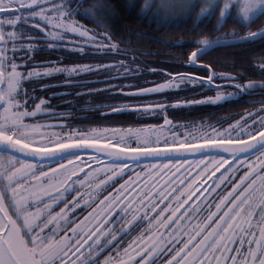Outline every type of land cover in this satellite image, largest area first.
<instances>
[{"label": "snow or ice", "instance_id": "obj_1", "mask_svg": "<svg viewBox=\"0 0 264 264\" xmlns=\"http://www.w3.org/2000/svg\"><path fill=\"white\" fill-rule=\"evenodd\" d=\"M84 4L0 0V264H264V56L234 73L205 59L220 48H264V0H143L139 15L157 30L194 17L187 42L151 38L189 46L180 66L202 75L142 67L128 55L138 50L122 47L130 41L117 34L115 7ZM31 40L68 55L36 61L43 49ZM72 56L88 62L66 64ZM142 75L164 78L119 83ZM50 88L67 91L38 94ZM196 89L199 98L128 103ZM57 96L73 99L52 104ZM101 96L110 102L78 106ZM240 102L259 106L215 120L169 115ZM132 113L162 123L108 119Z\"/></svg>", "mask_w": 264, "mask_h": 264}, {"label": "trees", "instance_id": "obj_2", "mask_svg": "<svg viewBox=\"0 0 264 264\" xmlns=\"http://www.w3.org/2000/svg\"><path fill=\"white\" fill-rule=\"evenodd\" d=\"M93 0H85L84 6L87 7L91 4ZM115 9L116 15L113 18L114 26L117 29V34L123 33L124 39L126 41H130V43L122 45V47H128L132 49H137L136 52H129V56L135 57H144V58H151L156 60L162 61H172L177 60V57H182L186 52L190 51L191 48L185 45L183 48L180 46H168L161 43L159 40L153 39L151 37H163L169 41H180V42H187L192 39L194 33L191 31L193 26V18H189L186 22H182L177 25H172L170 27L164 28L161 27L157 30V24L154 22H150L147 18H142L139 15L140 5L143 3V0H108ZM136 4V8L133 9L131 6ZM77 19H81L77 17ZM118 21V23H117ZM88 24L89 27H93L94 25L89 23L88 21H82ZM215 21L213 20L211 23L208 24L206 31H210L212 24ZM200 27H204L202 23ZM231 28V25H229ZM255 28V25L253 26ZM135 32H145L148 33L149 36H136L133 35ZM46 41L45 43H48ZM43 43V41H40ZM43 50L35 52L34 56L36 61H48V60H56L60 56H67V53L63 52H53L47 49V47L40 46ZM141 53H145L142 55ZM147 53H163L162 55H148ZM264 56V48H260L258 46L254 47L252 50L246 51L243 46L240 47H231V48H220L212 53L208 57H206V61L210 62L214 65L218 72H245L247 69L245 67H241V65L247 64L250 65L253 62L254 58ZM76 58V59H74ZM79 58L72 56L69 59L65 60L66 64H73V63H80ZM88 62V61H86ZM255 62L259 63L262 61L256 60ZM235 63L236 67H228L227 65ZM177 66V64H176ZM178 69H183L187 71V68L183 66H178ZM181 70V71H183ZM201 73L203 70H198ZM250 78H258L252 76L251 73L248 74ZM48 81V82H45ZM48 83V84H56L59 80H51L46 79L42 80L41 83ZM35 87H39V84H35ZM67 89L64 88H50L48 93L40 92L43 94L44 97L47 98L49 93L51 92H65ZM178 93H173L172 95L168 96V98H173V96H177ZM258 98V97H257ZM73 99L72 97L67 96H57L56 99H53L54 102L61 103L65 100ZM245 99H251L246 97ZM79 100V99H78ZM81 103V102H80ZM78 105H80L78 103ZM259 105H248L246 103L240 102L235 104H226L223 108H212L207 107L202 110H193V109H174L171 110L169 113L176 121H193V120H200L201 117L204 118H211L215 120L218 116H223L227 113H235L238 111H242L245 108H252L258 107ZM215 112V116L212 113ZM93 114V113H89ZM109 121L111 122L112 126H124L127 127L129 125L136 126L138 123H150V122H160L161 120L156 119H142L137 120V114L132 113L131 115L124 114L118 115L115 117H109ZM83 123H89L88 121H83ZM70 199V197H69ZM63 207V205H61ZM58 210V209H57ZM91 211V209H88ZM79 214V213H78ZM108 253H105L107 255ZM103 259V257H102Z\"/></svg>", "mask_w": 264, "mask_h": 264}, {"label": "rangeland", "instance_id": "obj_3", "mask_svg": "<svg viewBox=\"0 0 264 264\" xmlns=\"http://www.w3.org/2000/svg\"><path fill=\"white\" fill-rule=\"evenodd\" d=\"M72 6L75 7L76 5L73 4ZM75 18L77 19V17H75ZM29 23H32V22L29 21ZM26 35L36 36V35H40V33H38V32H28V33H26ZM40 41H43V43H40ZM45 42H46V40L26 41V43H33V44H36L38 46H42L43 45V47H46V45L48 43H51V41H49L48 43H45ZM34 54L35 53H33V55ZM121 58H123V57H121ZM136 58H137V62L138 63L139 62H143V61H147L148 62L147 65H143V64L141 65L142 67H145L146 69L147 68H166L169 71H171L173 68H175L177 71L183 70V69H181V70L178 69L179 68L178 66H180V61L178 59L177 60H172L173 63H171V64H165V63H160V62H162V60H156V59L144 58V57H136ZM74 59H76V58H74ZM79 62L80 63H85L86 60H80ZM176 64H177V66H176ZM45 66L50 67L51 65H45ZM184 68H187V67H184ZM188 71H198V70L197 69L187 68V71L183 70L182 72H188ZM198 72L201 75L203 74V72L202 73L200 71H198ZM94 78L95 77H84V79H94ZM163 78L164 77L162 75H142V76H139L138 80L119 81V83H125V84L140 83L141 86H148L147 84H144L143 82L144 81H151V80H155L156 82H161ZM50 79L51 80H59L60 81V80L63 79V77L62 76H56V77L50 78ZM41 81L39 83H41ZM45 82H48V81H45ZM115 82L116 81H114V83ZM46 84H48V83H46ZM33 87H35V86L33 85ZM90 87L99 88V87H102V86L101 85L92 84V85H90ZM36 88L38 89L39 87H36ZM125 91H129V89H125ZM226 91H232V89H226ZM199 92H200L199 89H196L195 92H193V91H179V92H176L174 90L173 93H178V95L177 96H173V98H168V96H145V97L137 98L135 100H130V101H128V103H130V104L147 103V102H150V101H153V100H160L161 102H165V103H175L177 100L199 98L198 97V93ZM57 93H60V92H57ZM38 94L40 96H43V94H41L40 92H38ZM207 94H214V93H207ZM90 101L93 102V103L110 102V101L105 100L102 96L101 97H80L79 100H78V103L80 105H78V106L83 107L84 104L89 103ZM122 102L123 101H117V103H122ZM52 104H59V103L58 102H54L52 100ZM101 111H103V109ZM89 113H93V111L90 109ZM169 115H170V118L173 119V117L171 116L170 113H169ZM174 122H176V120H174ZM180 122H188V121H180ZM160 123H162V121H160V122H150V123L147 122V123H143V124H160ZM125 179H127V177H125ZM209 180H210V177H204V182L206 184L209 182Z\"/></svg>", "mask_w": 264, "mask_h": 264}]
</instances>
